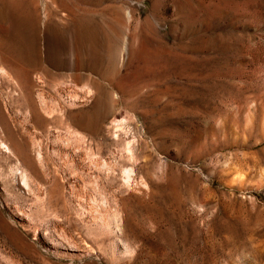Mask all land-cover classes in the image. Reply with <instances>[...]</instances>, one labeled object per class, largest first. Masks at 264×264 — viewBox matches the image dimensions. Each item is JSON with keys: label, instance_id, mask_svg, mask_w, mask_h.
I'll return each instance as SVG.
<instances>
[{"label": "rangeland", "instance_id": "1", "mask_svg": "<svg viewBox=\"0 0 264 264\" xmlns=\"http://www.w3.org/2000/svg\"><path fill=\"white\" fill-rule=\"evenodd\" d=\"M0 9V264H264V0Z\"/></svg>", "mask_w": 264, "mask_h": 264}, {"label": "bare ground", "instance_id": "2", "mask_svg": "<svg viewBox=\"0 0 264 264\" xmlns=\"http://www.w3.org/2000/svg\"><path fill=\"white\" fill-rule=\"evenodd\" d=\"M35 1V0H34ZM2 8V7H1ZM1 10V9H0ZM2 11V10H1ZM1 14H2V12H1ZM4 15V14H3ZM1 16V15H0ZM31 70V69H30ZM28 71V70H27ZM31 72V71H30Z\"/></svg>", "mask_w": 264, "mask_h": 264}]
</instances>
